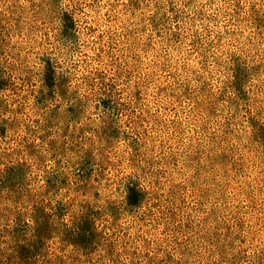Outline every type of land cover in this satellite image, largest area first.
<instances>
[{"label":"rangeland","instance_id":"obj_1","mask_svg":"<svg viewBox=\"0 0 264 264\" xmlns=\"http://www.w3.org/2000/svg\"><path fill=\"white\" fill-rule=\"evenodd\" d=\"M0 264H264V0H0Z\"/></svg>","mask_w":264,"mask_h":264}]
</instances>
